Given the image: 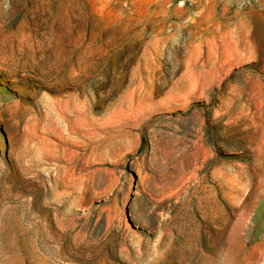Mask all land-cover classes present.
Here are the masks:
<instances>
[{"label":"rangeland","instance_id":"374dc122","mask_svg":"<svg viewBox=\"0 0 264 264\" xmlns=\"http://www.w3.org/2000/svg\"><path fill=\"white\" fill-rule=\"evenodd\" d=\"M0 264H264V0H0Z\"/></svg>","mask_w":264,"mask_h":264},{"label":"crops","instance_id":"0c3cea01","mask_svg":"<svg viewBox=\"0 0 264 264\" xmlns=\"http://www.w3.org/2000/svg\"><path fill=\"white\" fill-rule=\"evenodd\" d=\"M219 171L216 170L215 173H213V178L215 179L217 185L219 184V182L222 184V185H225L227 186L228 185V177H223V175H219L218 173ZM215 176V177H214Z\"/></svg>","mask_w":264,"mask_h":264}]
</instances>
